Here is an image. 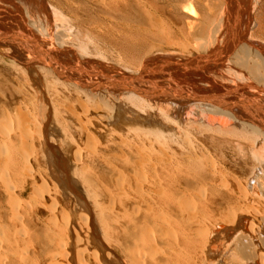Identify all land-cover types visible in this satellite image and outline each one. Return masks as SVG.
I'll list each match as a JSON object with an SVG mask.
<instances>
[{
    "label": "bare ground",
    "instance_id": "obj_1",
    "mask_svg": "<svg viewBox=\"0 0 264 264\" xmlns=\"http://www.w3.org/2000/svg\"><path fill=\"white\" fill-rule=\"evenodd\" d=\"M128 1L0 0V264H264V0Z\"/></svg>",
    "mask_w": 264,
    "mask_h": 264
},
{
    "label": "rangeland",
    "instance_id": "obj_2",
    "mask_svg": "<svg viewBox=\"0 0 264 264\" xmlns=\"http://www.w3.org/2000/svg\"><path fill=\"white\" fill-rule=\"evenodd\" d=\"M75 2H76V0H74ZM78 2L79 1H81V0H77ZM135 0H129L128 1V4L127 5H125V6H122V8H121V12L120 11H117V14H116V17H117V19H126L127 21L129 20V21H133L134 20V18H135V16H136V18H138L139 16H140V8H138V7H140L139 6V4L140 3H137V2H140V1H142V2H146L148 5H150L151 6V4L153 5V7H156L157 9H159L160 10V12L162 13V14H164V17L166 18L167 16L169 17V18H167L168 20H170L171 22H173V23H177V22H180V21H184L183 19H186V18H188V16H189V14L186 12V15L185 16H183L184 14H185V12H175V10H176V8H174V6L175 5H177V0H174V1H172V0H136L135 2H134ZM130 2V3H129ZM188 3L187 2H184L183 3V6H181V8L183 7L184 8V5H187ZM138 5V6H137ZM161 7H163V8H161ZM167 8V9H165V8ZM174 9H173V8ZM168 8H170V9H168ZM173 9V11H172V9ZM92 8H90V9H88V10H83V17H87V18H90L91 16H95V17H97V15L95 14V11L93 12L92 10H91ZM138 9V10H137ZM163 9V10H162ZM165 9V10H164ZM162 10V11H161ZM168 10L170 11V12H168ZM88 11V12H87ZM165 11V12H164ZM139 13V14H138ZM174 13H176V14H174ZM180 13V14H179ZM135 14V15H134ZM187 14H188V16H187ZM120 15V16H119ZM133 15H134V17H133ZM179 15V16H178ZM181 15V16H180ZM178 16V17H177ZM100 17V16H99ZM135 18V19H136ZM171 18V19H170ZM177 18V19H176ZM179 19H181V20H179ZM175 20V21H174ZM93 41H95V43L97 44L96 46H95V48H97L96 50L98 51H100L102 54H103V52H106V49L108 48V44H109V40H108V38L106 37V36H99L98 38H95ZM119 41H121V40H119ZM98 42V43H97ZM101 43V44H100ZM122 43L120 42V43H117L116 44V46L119 48V52L121 53L120 55L121 56H123V55H127L128 56V54H129V56L128 57H130L131 58V60H132V62H134V61H136L135 62V64L134 63H132V62H130V65L132 66V64H133V66L135 67V66H137L141 61H147V62H150L151 61V66H150V68H151V70H152V72H150V75H152V76H156L157 74V72H158V75H165L167 72H168V70L170 69V68H173V69H178L179 67V65H181V61H183V60H179V58H177V57H175V58H170L171 60H168V58H165L164 59V61L162 62H160V63H157L156 61H154V59H153V57H142V56H144V54L143 53H141L140 52V48H141V44H137V47H135V46H133L132 44H126L128 47H129V45H131L130 46V48L132 49H130V48H128L127 46H125V44L123 45V47H122V45H121ZM120 45V46H119ZM2 46H0V50L1 49H3V48H1ZM126 47V48H125ZM128 48V49H127ZM104 49V50H103ZM133 49H135V50H133ZM131 50V51H130ZM97 53V52H96ZM141 53V54H140ZM117 56V55H116ZM141 56V59L139 58ZM1 57H3V56H1V54H0V58ZM135 57V58H134ZM117 58H118V56H117ZM134 58V59H133ZM149 58V59H148ZM130 60V61H131ZM4 62H5V64H4ZM138 62V63H137ZM167 62H168V64H167ZM3 63V64H2ZM132 63V64H131ZM157 63V64H156ZM164 63V64H163ZM0 64H1V66L3 67V66H10L9 64H7L6 63V61H3V60H1L0 59ZM7 64V65H6ZM168 66V67H167ZM133 67V68H134ZM162 67V68H161ZM132 68V69H133ZM130 70H126V69H124V70H122L121 71V73H120V75H122V74H124L125 76L126 75H131V71L129 72ZM129 73V74H128ZM149 73V72H148ZM195 73V74H194ZM186 75V74H185ZM189 75H192V76H189L190 78L191 77H193L192 79H195V78H197L198 80H196V81H194V82H192V80H190L189 78L188 79H186L188 82H189V84L192 86V87H194V85L196 86V84H200L201 82V84H204L206 81V78L205 77H203V76H201V74L199 73H196V72H192V74H189ZM151 76V77H152ZM166 77H168V75H165ZM200 76V77H199ZM165 81H167L168 79L167 78H163ZM204 82V83H203Z\"/></svg>",
    "mask_w": 264,
    "mask_h": 264
}]
</instances>
